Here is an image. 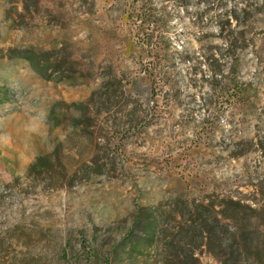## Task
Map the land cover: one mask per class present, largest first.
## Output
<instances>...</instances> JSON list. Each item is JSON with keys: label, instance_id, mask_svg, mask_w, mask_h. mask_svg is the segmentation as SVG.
Segmentation results:
<instances>
[{"label": "rangeland", "instance_id": "rangeland-1", "mask_svg": "<svg viewBox=\"0 0 264 264\" xmlns=\"http://www.w3.org/2000/svg\"><path fill=\"white\" fill-rule=\"evenodd\" d=\"M185 200L264 264V0H0V264H178Z\"/></svg>", "mask_w": 264, "mask_h": 264}, {"label": "trees", "instance_id": "trees-1", "mask_svg": "<svg viewBox=\"0 0 264 264\" xmlns=\"http://www.w3.org/2000/svg\"><path fill=\"white\" fill-rule=\"evenodd\" d=\"M150 15V14H149ZM233 16L225 15L223 17H218V22L220 23V28L222 29L229 19ZM227 21V22H226ZM242 32L238 34L237 39H244ZM14 57H20L27 60L31 67L41 76L47 78V70L44 68L43 64L40 63L39 57L28 51H24L19 54H15ZM229 204L238 206L239 203L233 200L228 201ZM184 209L190 214V218H185L184 212L177 206L176 203H172L170 206V211L165 214V216H171L172 219L178 222V226L182 228V237L176 238L171 241L174 248L180 249L179 252L176 251V256L178 259V264H197L196 258V247L205 245L209 251L217 255V251L222 253L224 258H221V264H245L249 260V252L252 250L253 242L256 241V234L258 230L252 228L248 232L242 234V231L238 233V229L233 224L235 216H227L226 206H218L212 202H199L195 200L183 201ZM220 207V208H217ZM229 208V207H228ZM147 216L141 214L136 215L134 225L140 226L144 230L147 241L150 244L155 245L157 235L161 231V224L163 222L162 218H154L153 214L148 212ZM189 223L184 226V222ZM228 221H232V226ZM184 227V230H183ZM192 245V247H191ZM147 247V246H146ZM188 248V255L183 254V249ZM227 252V253H225ZM183 256L186 258L184 262ZM189 258V261L187 260Z\"/></svg>", "mask_w": 264, "mask_h": 264}]
</instances>
